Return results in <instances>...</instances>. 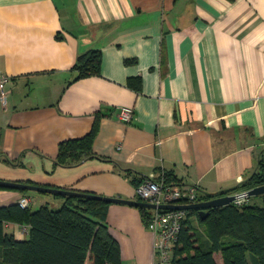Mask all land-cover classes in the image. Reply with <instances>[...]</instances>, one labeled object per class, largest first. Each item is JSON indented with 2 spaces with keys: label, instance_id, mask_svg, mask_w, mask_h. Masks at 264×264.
Masks as SVG:
<instances>
[{
  "label": "crops",
  "instance_id": "0c3cea01",
  "mask_svg": "<svg viewBox=\"0 0 264 264\" xmlns=\"http://www.w3.org/2000/svg\"><path fill=\"white\" fill-rule=\"evenodd\" d=\"M89 49L101 53L99 75L69 83ZM0 73L2 180L136 199L133 179L171 171L216 193L264 150V0H0ZM137 77L139 91L128 86ZM122 106L134 109L129 123ZM96 116L95 156L57 164L59 143ZM31 192V206L62 204ZM23 195L0 188V206ZM106 222L121 264L152 263L137 206L111 202ZM5 230L28 237L25 225Z\"/></svg>",
  "mask_w": 264,
  "mask_h": 264
},
{
  "label": "trees",
  "instance_id": "16d2710c",
  "mask_svg": "<svg viewBox=\"0 0 264 264\" xmlns=\"http://www.w3.org/2000/svg\"><path fill=\"white\" fill-rule=\"evenodd\" d=\"M100 65L98 49L79 53L72 67L75 74L69 83L99 75ZM128 86L139 91L140 78H131ZM98 121L99 116H96L91 130L83 137L61 141L55 162L74 165L95 156L92 145ZM127 174H130L129 170ZM143 179H133L132 182L137 186ZM159 179L167 185L181 183L171 171L161 173ZM259 185H264V150L254 171L240 183L216 193L200 190L195 202ZM15 190L25 195L30 193L26 189ZM55 196L62 199L58 209H52L48 203L38 208L31 205L21 207L18 202L0 206V264H121L119 245L106 222L111 202L74 195ZM137 207L147 226L149 208ZM206 211L207 215L201 218L197 209L187 210L173 248L171 264H264V193L250 196L240 205L232 202ZM9 222L25 225L28 237L17 240L7 233L5 224Z\"/></svg>",
  "mask_w": 264,
  "mask_h": 264
},
{
  "label": "built area",
  "instance_id": "2783aa9c",
  "mask_svg": "<svg viewBox=\"0 0 264 264\" xmlns=\"http://www.w3.org/2000/svg\"><path fill=\"white\" fill-rule=\"evenodd\" d=\"M9 76L0 73V103L7 101L8 91L6 84ZM134 109L122 106L118 112V118L129 123L133 119ZM200 189L197 184L180 183L167 185L163 179L144 177L135 187L136 199L154 204L150 209V220L147 228L153 233V261L151 264H171L173 248L178 239L182 220L187 215L188 209L162 208L165 204H189L195 202ZM248 190L234 193L236 204H242L248 200ZM182 200H186L183 202ZM30 198L22 196L18 200L21 207L29 206Z\"/></svg>",
  "mask_w": 264,
  "mask_h": 264
},
{
  "label": "water",
  "instance_id": "95a60500",
  "mask_svg": "<svg viewBox=\"0 0 264 264\" xmlns=\"http://www.w3.org/2000/svg\"><path fill=\"white\" fill-rule=\"evenodd\" d=\"M0 187L14 188V189H26L29 191L54 193V194H60V195L81 196L84 198H93V199L105 200L108 202L125 203V204L134 205V206H142L146 208L155 207L154 204L141 201L138 199H124L121 197H108V196L98 195L94 193H85V192L75 191L71 189L47 187V186L28 184V183L17 182V181H7V180H2V179H0ZM263 193H264V185L256 186L247 191V194L249 197L260 195ZM235 197L236 196L234 194H226V195L216 196L206 201L193 202L189 204H165V205H160V207L176 208V209H197L198 214L201 216V218H204L208 213L206 211L207 208H214V207H218L221 205L232 203L235 200Z\"/></svg>",
  "mask_w": 264,
  "mask_h": 264
},
{
  "label": "rangeland",
  "instance_id": "374dc122",
  "mask_svg": "<svg viewBox=\"0 0 264 264\" xmlns=\"http://www.w3.org/2000/svg\"><path fill=\"white\" fill-rule=\"evenodd\" d=\"M33 195H39L38 193H36V192H31ZM44 195H47L48 197H50L51 199H53V201L55 200V199H61V198H59L58 196H55V194L54 193H47V194H44ZM23 196H27V197H29L28 195H23ZM30 198V197H29ZM62 200V199H61ZM29 205H30V203H29ZM48 205L52 208V209H58L60 206H61V204H55L54 202L53 203H48ZM39 207V206H38ZM38 207H36V205H32V208H38ZM150 210V209H149ZM217 257V259L219 260V258H218V256H216Z\"/></svg>",
  "mask_w": 264,
  "mask_h": 264
}]
</instances>
